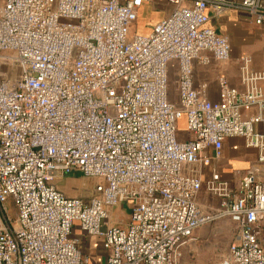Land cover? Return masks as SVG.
<instances>
[{
    "label": "built area",
    "instance_id": "obj_1",
    "mask_svg": "<svg viewBox=\"0 0 264 264\" xmlns=\"http://www.w3.org/2000/svg\"><path fill=\"white\" fill-rule=\"evenodd\" d=\"M153 5L169 10L132 32ZM229 12L264 26V0H0V264H93L89 239L103 264H181L194 231L221 219L233 235L214 264H264V72L239 56L241 88L219 76L216 102L193 81L195 62L230 61L210 26ZM232 137L256 167L233 188L202 184L208 150ZM72 173L97 180L91 197L55 187ZM202 186L218 199L209 211ZM124 203L127 222L112 223Z\"/></svg>",
    "mask_w": 264,
    "mask_h": 264
},
{
    "label": "crops",
    "instance_id": "obj_2",
    "mask_svg": "<svg viewBox=\"0 0 264 264\" xmlns=\"http://www.w3.org/2000/svg\"><path fill=\"white\" fill-rule=\"evenodd\" d=\"M146 7L147 6H144L139 11L137 22L132 27L134 32L147 34L150 31L151 26L161 20L169 10V7L167 6L162 7L164 11L159 9L156 10L160 13V16L150 21L151 25L141 28L139 27V23L143 21V11ZM210 26L214 28L219 34L224 35H226L225 33L228 32V28H230L232 32L238 31L237 36L239 39L238 42L240 44L237 48H234L232 42L230 43V61L226 64L212 63L207 67H203L196 62L193 64L194 85L197 86L202 83L206 84V95L208 100L211 102H216L218 99L217 78L219 76H223L230 86L237 89L241 88L239 82L238 64L236 62L239 56H248L250 58L251 69L254 71L264 72V26H256L251 22L247 15L238 14L235 12H229L217 20L211 21ZM250 28H252L251 30L254 31L255 34L252 36L242 34L245 33V30H250ZM249 46L254 47L255 50L253 53L248 50ZM171 73V79L175 78V72L172 71ZM260 87L264 93V82L260 83ZM252 112L253 111L248 112L246 115H250ZM178 127L179 131L181 132L180 136L189 138L185 132V125L183 121L179 122ZM256 129L260 130L259 126H256ZM207 153L211 157V162L208 165L202 166L198 172L202 184L210 181L213 176H217L220 182L226 183L229 187L233 188L237 185L240 174L250 171L256 167V151L254 149L246 148L244 146L243 140L239 137L226 139L223 142L218 158L214 157L213 150L211 148ZM78 176H81V174L72 173L68 175H62L58 176L56 181H64V179L74 180ZM257 176L260 180H264V166L259 167ZM55 187L64 195L69 197H74L81 193L69 191L66 194L63 189L64 186H61L60 189V186L56 184ZM197 202L201 209L209 211L217 206L218 199L207 193L204 189V186H202L197 196ZM127 219L128 217L124 221H121L120 223L118 222L117 224L123 225L127 222ZM85 246L86 247H84V251L88 255H91L93 264L104 263V253L101 249L96 248L95 240H87Z\"/></svg>",
    "mask_w": 264,
    "mask_h": 264
},
{
    "label": "rangeland",
    "instance_id": "obj_3",
    "mask_svg": "<svg viewBox=\"0 0 264 264\" xmlns=\"http://www.w3.org/2000/svg\"><path fill=\"white\" fill-rule=\"evenodd\" d=\"M153 10L147 6L143 11V21L139 23V27L143 28L145 26H149L150 21L154 20L156 17L160 16L157 5L152 6ZM245 30V33L248 36H252L254 31ZM137 30V29H136ZM238 30V29H237ZM131 31L134 30L131 28ZM230 43L232 42L233 47L237 48L239 44L238 39V31L232 32L230 28H228V32L225 33ZM238 44V45H237ZM264 44V43H263ZM251 48V49H250ZM248 50L253 53L254 47L248 48ZM97 180L92 178H85L83 176H78L74 180L64 179L55 180L54 185L64 186V192H81L79 195L74 197L88 198L93 195V188L96 184ZM62 189V190H63ZM69 197V196H68ZM8 208V216L14 220L16 208L12 200H8L7 203ZM130 213L129 204L124 203L121 205H117L111 212V222L112 223H120L124 221ZM233 235V226L227 219H221L219 221H215L213 223L207 224L193 233V237L191 241L187 244V247L184 249L181 264H214L225 252L227 245L231 242ZM87 242V240L82 241V244ZM98 245L101 244L99 240L96 241ZM86 247V246H85Z\"/></svg>",
    "mask_w": 264,
    "mask_h": 264
}]
</instances>
